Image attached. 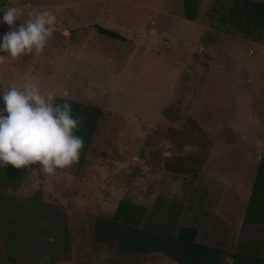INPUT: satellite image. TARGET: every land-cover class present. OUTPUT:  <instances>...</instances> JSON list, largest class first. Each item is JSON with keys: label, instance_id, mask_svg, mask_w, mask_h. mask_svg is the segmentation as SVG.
I'll return each instance as SVG.
<instances>
[{"label": "rangeland", "instance_id": "obj_1", "mask_svg": "<svg viewBox=\"0 0 264 264\" xmlns=\"http://www.w3.org/2000/svg\"><path fill=\"white\" fill-rule=\"evenodd\" d=\"M232 1L198 0L188 20L183 0H0V20L11 6L23 8L22 21L32 11L57 17L43 53L9 57L0 84L67 87L104 112L72 167L0 174V264H41L46 254L43 264H179L94 241V217L121 198L145 207V228L195 225L198 241L224 248L220 264L240 243L264 251V222L244 219L264 160V30L231 26ZM8 31L0 23V38Z\"/></svg>", "mask_w": 264, "mask_h": 264}, {"label": "clouds", "instance_id": "obj_2", "mask_svg": "<svg viewBox=\"0 0 264 264\" xmlns=\"http://www.w3.org/2000/svg\"><path fill=\"white\" fill-rule=\"evenodd\" d=\"M22 7L11 6L3 11L0 23H6V32L0 43V65L32 54H42L55 32L57 17L51 10L32 11L28 18ZM21 20L19 26L14 22ZM71 93L67 87L41 90L35 82L20 85L0 84V167L28 168L39 163V171L55 175L57 169L70 168L79 161L85 146L82 136L76 133L84 124L82 116H73L68 102ZM64 102L59 103L57 99ZM51 260L49 255L41 258Z\"/></svg>", "mask_w": 264, "mask_h": 264}, {"label": "trees", "instance_id": "obj_3", "mask_svg": "<svg viewBox=\"0 0 264 264\" xmlns=\"http://www.w3.org/2000/svg\"><path fill=\"white\" fill-rule=\"evenodd\" d=\"M198 0H183V16L192 20L197 16ZM231 26L246 33H260L264 30V1L233 0L228 11ZM96 31L105 36L119 40H127L115 30L95 25ZM57 102H64L57 99ZM73 116H82L84 124L76 133L82 136L85 146L80 153L83 159L85 153L92 148L97 135L103 110L95 105L69 99ZM28 168L17 169L12 165L0 167V174H8L12 178L24 175ZM6 187L11 183L3 181ZM145 207L134 205L129 199L121 198L112 214L96 215L94 217V241L114 242L122 254L161 252L179 264H219L224 249L219 245H211L196 240L197 227L185 225L178 228L175 234L161 233L145 228L141 220ZM245 221L264 222V160L258 164L251 193L245 208ZM1 230V229H0ZM231 264H264V251L258 245L244 247L242 243L233 254ZM50 264H55L51 262Z\"/></svg>", "mask_w": 264, "mask_h": 264}, {"label": "crops", "instance_id": "obj_4", "mask_svg": "<svg viewBox=\"0 0 264 264\" xmlns=\"http://www.w3.org/2000/svg\"><path fill=\"white\" fill-rule=\"evenodd\" d=\"M248 202V201H247ZM247 205V204H246ZM246 208V207H245ZM244 216H245V214H244ZM195 226V225H194ZM198 232H199V230H198V228H197V234H196V240H197V235H198ZM198 241V240H197ZM198 242H201V241H198ZM202 243H206V244H210V243H207V242H202ZM211 245H215V244H211ZM219 246H221V245H219ZM222 247V246H221ZM223 248V247H222ZM224 249V248H223ZM225 252V250L223 251V253ZM234 252V251H233ZM233 252H232V254H233ZM222 253V254H223ZM232 254H231V257H230V261H229V263L228 264H231L232 263V261H233V257H232ZM221 258H222V255H221ZM220 261H221V259H220ZM220 264V263H219Z\"/></svg>", "mask_w": 264, "mask_h": 264}]
</instances>
